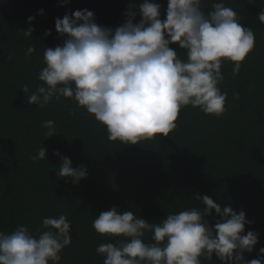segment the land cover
I'll return each mask as SVG.
<instances>
[{
    "label": "trees",
    "instance_id": "trees-1",
    "mask_svg": "<svg viewBox=\"0 0 264 264\" xmlns=\"http://www.w3.org/2000/svg\"><path fill=\"white\" fill-rule=\"evenodd\" d=\"M143 0H0V231L11 233L25 225L38 234L46 216L65 215L72 221V243L60 253V264H103L96 252L102 243H116L123 237L97 233L93 220L101 211L117 206L132 211L149 223H159L168 214L190 207L203 210L195 196L208 195L223 206L245 211L252 224L245 233H259V242L245 259L257 258L264 247V24L256 19L264 0H224L237 10L239 20L252 28L255 47L233 76L234 62L222 64L224 80L219 84L227 92L226 112L221 117L206 115L199 108L181 109L177 128L165 137L147 139L135 145L108 139L106 127L94 115L79 107L73 99L53 98L44 108L27 102L42 81L39 71L45 67L47 47L62 45L55 29L56 18L66 12L87 8L96 22L115 29L126 19L129 9L139 11ZM161 18L166 17L167 0ZM219 0H203L207 14ZM63 5V6H62ZM43 9V14H38ZM28 17L35 19L28 22ZM140 19L136 17V22ZM34 29L32 36L24 33ZM51 30L50 35H45ZM35 52L26 55L30 46ZM175 48L182 60L183 49ZM8 57H11L10 59ZM53 120L56 135L46 137L42 122ZM47 159L33 161L40 147ZM59 150L72 160L73 167L83 165L86 178L73 184L59 177L62 163L53 153ZM79 201V202H78ZM214 225V213L207 218ZM152 232L143 240L153 243ZM203 260V258H202ZM203 264H221L213 255Z\"/></svg>",
    "mask_w": 264,
    "mask_h": 264
},
{
    "label": "clouds",
    "instance_id": "clouds-1",
    "mask_svg": "<svg viewBox=\"0 0 264 264\" xmlns=\"http://www.w3.org/2000/svg\"><path fill=\"white\" fill-rule=\"evenodd\" d=\"M69 2L64 0V4ZM202 3L167 0L162 19L163 5L143 0L139 11L133 10L135 5L128 9L125 21L115 29L99 25L87 8L66 12L62 19L56 18L55 29L67 38L43 53L46 66L38 73L43 84L31 95H27V85L21 87L27 102L44 108L54 97L73 99L106 127L109 140L131 145L158 134L169 136L187 106L221 117L228 95L219 87L224 80L222 64L234 62L232 74L238 75L256 38L224 0L212 3L207 14ZM255 3L248 0V4ZM34 19L28 17V22ZM256 19L264 24V8ZM33 31L29 27L24 34L32 36ZM50 34L51 30L45 33ZM174 44L184 50L186 60L171 47ZM35 50L30 46L26 55ZM42 126L48 129L46 137L57 134L53 120L43 121ZM53 154L62 161L59 177L70 178L73 184L87 177L83 165L73 167L72 160L59 150ZM30 158L47 159V149L41 146ZM195 198L203 210L190 207L166 215L159 223H149L117 206L101 211L92 222L93 229L104 236L123 237L115 244L97 246L103 264H203V260L212 261L213 255L221 264H264V247L259 248L257 258L245 259V253H251L259 242L256 231L244 234L245 226L253 223L245 211L222 207L208 195L197 193ZM213 210L218 219L210 226L207 218ZM71 225L61 214L44 217L38 234L25 225L11 233L0 231V264H60V253L72 243ZM146 232L153 233V243L143 240Z\"/></svg>",
    "mask_w": 264,
    "mask_h": 264
}]
</instances>
